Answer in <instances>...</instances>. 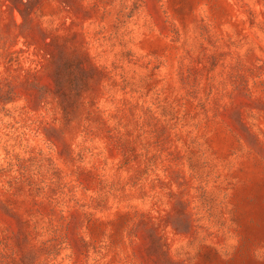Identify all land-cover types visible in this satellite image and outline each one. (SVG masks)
<instances>
[{
	"label": "rangeland",
	"instance_id": "rangeland-1",
	"mask_svg": "<svg viewBox=\"0 0 264 264\" xmlns=\"http://www.w3.org/2000/svg\"><path fill=\"white\" fill-rule=\"evenodd\" d=\"M0 264H264V0H0Z\"/></svg>",
	"mask_w": 264,
	"mask_h": 264
}]
</instances>
